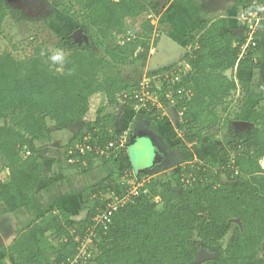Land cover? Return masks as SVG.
<instances>
[{"label":"trees","instance_id":"trees-1","mask_svg":"<svg viewBox=\"0 0 264 264\" xmlns=\"http://www.w3.org/2000/svg\"><path fill=\"white\" fill-rule=\"evenodd\" d=\"M175 1L185 6L193 0ZM162 2L63 0V13L79 21L82 42L72 32L53 46L34 41L24 59L0 53V207L15 212L32 204L44 181L45 161L54 164L50 179L54 184L64 181L69 170L94 171V162L105 158L99 151L127 135L116 113L103 115L109 107L121 106L125 95L129 97L124 109L142 110L156 125L171 109L172 100L182 113L178 130L184 144L208 147L215 139L211 126L235 122L252 127L228 148L235 155L241 151L248 155L238 161L209 156L206 162L187 164L168 181H146L142 191L115 213L107 230L97 225V250L77 264H264V98L244 123L240 113L235 121L220 116L229 110L239 83L243 93H250L251 80L238 83L233 73L236 68L254 72L262 67L264 34L258 37L259 31L257 46L241 57L247 37L240 31L247 29L231 27L229 16L201 23L200 34L188 32L183 44L189 50L185 58L190 72L180 74L176 83L164 81L161 68L148 72L149 91L158 99L143 107L132 96L134 81L123 78L124 68L140 62L139 49L158 45L156 28L165 20ZM9 8L7 0H0V36ZM238 9L249 14L258 6L254 0H238ZM111 40L119 42L112 47ZM62 51L67 52L64 62L53 63L51 57ZM170 90L172 99H167ZM96 94H104L106 103L94 114L91 99ZM80 124L78 134L69 130ZM63 131L71 136L63 155L48 151L56 133ZM86 136L92 150H73ZM127 144L109 159L118 163L117 173L78 193L82 207L76 213L52 207L3 247L0 264L7 256L15 257L16 264H71L80 241L96 225L97 214L112 202L113 193L123 195L127 190L117 180L126 172L138 180L149 174L136 175ZM145 190L148 194H142ZM203 254L213 258L200 263Z\"/></svg>","mask_w":264,"mask_h":264},{"label":"rangeland","instance_id":"rangeland-1","mask_svg":"<svg viewBox=\"0 0 264 264\" xmlns=\"http://www.w3.org/2000/svg\"><path fill=\"white\" fill-rule=\"evenodd\" d=\"M7 2L10 5V8L3 24L2 35L0 36V53L11 52L15 57L24 59L30 55L32 43L34 41L45 40L50 46H53L57 41L61 40L79 27V21H75L63 13V0H36L35 5H28V8H26L23 3L19 2V0H7ZM14 2H16V4ZM228 4L229 6L227 7H229V9L233 8L231 12L220 10L219 8L222 7V5L220 6V3H212L208 0H193L185 6H181L175 0H168V3L162 11V14H165V20L157 25L155 36L159 39L166 37L173 40L176 44L183 46L186 42V35L188 32H191L196 36L200 34L198 27L201 23H211L220 17H228L229 15L231 27L248 29V31H251L249 29L250 26L255 28L256 24L252 17L250 18L251 23H246L245 25L239 20L238 15L241 11L238 9V0H234ZM254 5L258 6L256 11L262 16L264 11V0H254ZM159 19L160 17L158 16L157 21ZM240 32L242 35L248 37L247 31L241 30ZM258 32L259 34L257 36L260 37V34H264V29L261 30L260 28L257 33ZM118 42L119 40H111L109 45L113 47ZM95 50L99 55L104 54L103 49L95 48ZM165 50L167 53L173 52L171 46L167 47ZM262 50V56L260 55V57L262 58L263 64L260 69H257L254 72H244L239 71L236 68L233 73L234 79L238 83L242 80H251L252 84L250 93H243L239 83L240 88L234 93L232 97L233 103L230 105L229 110L227 112H221L220 116L226 117V119H229L230 121H235V115L240 113V123H244L246 122V117L249 115L252 108L259 100L264 98V45ZM156 51L157 47H153L150 50L139 49L136 54L140 62L136 65L124 68L123 78L126 80H133L135 84H139L143 79H146V77H148V72L151 70V59ZM62 53L64 57L67 56V52L62 51ZM187 54H189V52ZM186 55H183L177 62L163 66L159 70H162V73L170 70V73L173 72V69H182L183 74L189 73L190 66L185 58ZM136 87H138V85ZM105 103L106 98L104 94H96L93 96L91 99L92 112L95 114L100 107L105 105ZM171 106V114L170 112L163 113V117L157 125L156 123H151L150 119L142 114V110L135 109V111H132L124 109L123 101L121 106L109 107L103 114L108 115L116 113L120 126L126 131L127 140H132L139 129L141 131H146L147 134H152L151 137L155 145L162 146L165 152H167L168 155H171L170 157L174 159L173 162L167 165V167L157 168L154 173H149L146 177H143L141 179L142 182L146 181V179H155L162 182L168 181L174 173H178L184 169L187 164H194L200 161L206 162L209 156L218 161H238L248 155V152L245 151H241L239 153L240 156L231 153L228 148V143L238 139L242 133L250 132V127L252 126L240 127L241 125L238 123L232 122L231 125L228 124V127H224L222 121L220 124L211 126L209 129L211 134L215 135L214 142L211 145L208 147H193L183 143L182 137L179 133L180 131L178 130L180 123H182V113L175 109V104ZM1 124L2 122L0 121V125ZM160 127L162 128L160 129ZM163 128L164 132L160 133ZM70 137L69 133L64 131L56 133L54 142L50 144V149L48 148L47 150L50 152H59L63 155L65 145L69 142ZM145 140L146 139L140 140L134 148L129 150L135 172L142 164L149 163V161L151 162L153 160L152 157L154 152L151 151L153 143H149L148 140ZM74 149L75 148H73V150ZM104 152H106V150H104ZM110 153L114 154V151H110ZM111 156L112 155L103 156L105 158H99L94 162V170L97 169V171H94L93 174H96V177L91 179H94L95 183L104 176L107 177L111 174L117 173L119 165L116 162L109 161ZM64 165H66V163ZM72 171H67L69 178L72 174L78 173L77 170ZM211 176L208 175L206 177L208 181H212ZM222 178L226 181L224 176H222ZM117 182L120 183L121 180L118 179ZM79 201L78 207L81 208L82 202L81 200ZM79 208H76V211ZM76 211L74 212L76 213ZM0 231L4 232L3 229ZM9 243L13 242L5 237L3 239L1 238L0 258L5 255L3 247H8ZM262 251L264 253V245ZM4 263L16 264L15 257L7 256L4 259Z\"/></svg>","mask_w":264,"mask_h":264},{"label":"built area","instance_id":"built-area-1","mask_svg":"<svg viewBox=\"0 0 264 264\" xmlns=\"http://www.w3.org/2000/svg\"><path fill=\"white\" fill-rule=\"evenodd\" d=\"M253 18L255 21V28L253 27H249V29L251 31H247V39L245 41V43L242 45L241 47V57L243 55H246L249 51V49L251 47H256L257 43H256V34L257 31L261 28V30L264 29V11L262 16H260L259 12H254V13H249L246 14L244 11H242L239 15L238 18L241 21V23H243L244 25L246 23H251L250 18ZM254 23V22H253ZM262 25V27H261ZM248 30V29H247ZM182 69H173V72H166L164 74H162V76H164V81H170V83H176L178 81H180V74H182ZM161 78V76H160ZM138 85V87H136V89H134L135 91L132 92L133 93V98L138 101V105H142L143 107L147 106V103L152 101L157 102V94L156 92H150L149 91V85L150 82L149 80L144 79L141 83L136 84V86ZM184 92V90H182L180 93ZM187 96L190 94V91L186 92ZM172 95V90L167 91L166 94V98L167 99H172L171 98ZM131 96V95H130ZM129 97V95H125L124 96V103H126V99ZM174 101L171 100V105H174ZM88 139L89 137L84 139V143L83 144H77L74 148L77 150H80L82 153L86 152V151H91L92 150V146L89 145L88 143ZM127 144V140L126 137L123 136L120 138V140L111 142L109 144L108 147H106L105 149H102L99 151L100 156H110L113 155V153H110V151H114V153L117 154L118 151L121 150V148H123L125 145ZM104 150H106V152H104ZM73 151H70V154L72 155ZM115 154V155H116ZM75 160L71 159L70 163H74ZM132 173L126 172L123 177L120 179L122 185L127 187V190H125V192L123 193V195H114L113 193V200L112 202L108 203L105 207V210L99 212L97 214V216L94 218V222L96 223L95 226H92V229H90L88 231V234L85 238H83L80 243H79V254L76 256V258L74 259V261L71 262V264H77L80 261H87L92 254L95 252V250H97L96 245L94 244V239L96 237L95 234V230L97 225H102L104 230H107L109 225L112 222V219L115 215L116 212H118L120 209L126 207V205L132 201V197L134 195H138L142 189L144 188V183L146 181H149L148 179H146V181L142 180H138V179H134L131 177ZM126 179V180H124ZM137 182V183H134ZM142 183V184H141ZM142 194H148V192L145 190L142 192ZM94 246V247H93Z\"/></svg>","mask_w":264,"mask_h":264},{"label":"crops","instance_id":"crops-1","mask_svg":"<svg viewBox=\"0 0 264 264\" xmlns=\"http://www.w3.org/2000/svg\"><path fill=\"white\" fill-rule=\"evenodd\" d=\"M227 6L229 5H222L219 9L231 12L233 8L231 7L232 9H229ZM161 128L162 127H160V129ZM162 132H164V128L160 131V133ZM150 136H152V134ZM53 171V162L49 160L45 161L44 181L40 184L39 191L36 196H34L33 202L30 206L19 209L15 212H7L0 207V230H4V232L0 231V240L5 237L11 242H14L23 230L28 228L39 216L44 215L52 207H56L57 211L63 209L67 212L75 213L74 211H76V208H79L78 204L80 201L78 195L95 184L94 179L92 180L91 178L96 177V174L94 175L93 172H96L97 169L87 174H72L70 178L67 176V180L65 179L58 184H54L50 181ZM7 177L8 173L4 172L3 178L7 179ZM11 244L12 243H9V245Z\"/></svg>","mask_w":264,"mask_h":264},{"label":"water","instance_id":"water-1","mask_svg":"<svg viewBox=\"0 0 264 264\" xmlns=\"http://www.w3.org/2000/svg\"><path fill=\"white\" fill-rule=\"evenodd\" d=\"M168 0H163L162 2V5H161V9H160V12L162 13V11L164 10L166 4H167ZM78 32L82 33V30H78ZM83 35V33H82ZM164 41L167 42V47L168 46H171L172 49H173V52L172 53H166L164 52ZM163 54V55H162ZM187 54V50L176 44L173 40L171 39H168L166 37H162L161 38V45H160V48L156 51L155 55H156V58H164L162 59L158 64H160V66H167L168 64H172L174 62H177L183 55H186ZM155 58V59H156ZM154 68H157V66H155ZM170 114H171V111L169 110ZM174 119V118H173ZM83 127L82 124L80 125H74V126H70L69 127V130L75 132L76 134L79 133V131L81 130V128ZM144 140L146 139L145 141H149V143H153V139L152 137L145 133L144 135H136L134 137V139H132L128 144H127V148L128 149H132L134 148L137 143L140 141V140ZM157 145V144H156ZM154 143L153 145L151 146V151L154 152L153 154V160L149 163H144L141 165V167H138L137 171H136V175H139V174H145V173H152L153 171H155L157 168H159L160 166H162L163 164L161 162H163V158L161 156V154L159 153L158 151V146H156ZM174 159H172V157H169V161L167 164L171 163ZM213 258V256H209V255H206V254H203L201 256V258L199 259L198 262H203L205 260H208V259H211Z\"/></svg>","mask_w":264,"mask_h":264},{"label":"flooded vegetation","instance_id":"flooded-vegetation-1","mask_svg":"<svg viewBox=\"0 0 264 264\" xmlns=\"http://www.w3.org/2000/svg\"><path fill=\"white\" fill-rule=\"evenodd\" d=\"M11 1H13V0H11ZM209 2H212V3H220V6L221 5H229L228 3H230V2H232V1H234V0H208ZM19 2H21V3H23V5L24 6H26V8H28V5H35V3H36V0H19ZM15 4H16V2H14ZM78 30H80V29H75L74 31H73V38H75L77 41H79V42H82L83 41V38L85 37L84 35H82V33H80V32H78ZM159 45V46H158ZM158 45L156 46L157 47V50L160 48V45H161V39H160V41H159V43H158ZM167 45H169V44H167V42H165L164 41V49H166L167 48ZM169 47V46H168ZM183 47V46H182ZM186 50H187V52H189V50L186 48ZM164 52H166L167 53V51L166 50H164ZM163 55V54H162ZM156 55H154L153 56V58L151 59V67H150V71H154V70H157L156 68H154L155 66H157V68L159 69V68H162V66H160V64H158L161 60H162V57L161 58H156ZM146 133V131H141L140 129L138 130V132H137V134L138 135H144ZM136 134V135H137ZM142 140V139H141ZM153 143H154V141H153ZM155 144V143H154ZM157 146V145H156ZM158 151H159V153L161 154V156H162V158H163V162H161L163 165L162 166H160V167H167V165H169V164H167L168 163V161H169V157L171 156V155H168L167 154V152H165V150L162 148V146H160V145H158ZM173 162V161H172Z\"/></svg>","mask_w":264,"mask_h":264},{"label":"clouds","instance_id":"clouds-1","mask_svg":"<svg viewBox=\"0 0 264 264\" xmlns=\"http://www.w3.org/2000/svg\"><path fill=\"white\" fill-rule=\"evenodd\" d=\"M64 55H63V53L62 52H58L56 55H53L52 57H51V61L53 62V63H55V62H57V61H59V62H61V63H63L64 62ZM124 102V101H123ZM126 105V103H124V106ZM168 113H169V110H168ZM135 136H136V134H135ZM134 136V137H135ZM134 139V138H133ZM129 143V142H128ZM158 146V145H157Z\"/></svg>","mask_w":264,"mask_h":264}]
</instances>
